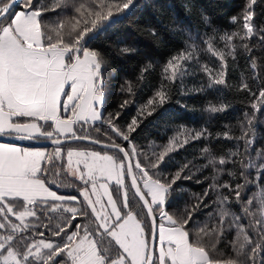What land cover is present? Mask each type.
<instances>
[{
  "label": "snow or ice",
  "instance_id": "6c2138e0",
  "mask_svg": "<svg viewBox=\"0 0 264 264\" xmlns=\"http://www.w3.org/2000/svg\"><path fill=\"white\" fill-rule=\"evenodd\" d=\"M136 3L0 0V141H9L0 142V264H264V138L257 127L264 123L258 119L264 114V22H257L256 13L264 0H243L229 18L230 31L216 28L192 0H182L206 31L193 36L171 25L183 47L163 63L147 59L134 82L121 84L124 98L116 109L105 114L108 59L88 45ZM148 7L163 15L175 5L148 0ZM149 32L163 42L154 29ZM118 52L130 56L137 49L125 45ZM201 53L218 64L202 62ZM238 57L246 60L249 76L241 72L232 85L228 76L239 66ZM157 70L151 95L121 125L124 111L137 104L136 95ZM199 73L206 82L185 83ZM224 89L243 93L241 103L249 108L238 121L239 135L227 124L215 134L181 125L164 145H138V130L149 117L175 123L165 108L173 96L215 90L218 103L208 101L204 111L217 116L232 107ZM176 103L187 109L183 99ZM221 138L233 141L234 150L213 152L211 141ZM17 140L50 141L54 147L10 142ZM200 140L208 141L200 149L204 163L185 161L166 173L173 153ZM206 169L212 174L204 181L211 183L196 202L170 213L183 192L177 182ZM67 176L71 183L64 182ZM253 185L259 196L248 195ZM63 187L77 194H60ZM209 201L215 206L208 213L212 223L199 225L198 214L210 208Z\"/></svg>",
  "mask_w": 264,
  "mask_h": 264
},
{
  "label": "trees",
  "instance_id": "16d2710c",
  "mask_svg": "<svg viewBox=\"0 0 264 264\" xmlns=\"http://www.w3.org/2000/svg\"><path fill=\"white\" fill-rule=\"evenodd\" d=\"M43 3H47L48 0H42ZM175 5L174 9L165 12L163 15L154 14L148 7V0H137L136 6L132 9L131 14L120 20V23L113 25V28L108 33L102 35L100 39L92 41L88 46L101 48L106 53L108 59V66L106 68V112H112L116 109L117 105L124 98V94L120 92L121 84L127 79L128 81H135L139 69L147 59H151L153 62L163 63L167 57L180 50L183 47V39L175 36L170 31L171 25H176L180 28L188 29L193 36H196L197 31L201 34L206 31L204 27L199 24L198 17L195 13L189 15L182 6V0H171ZM196 9H203L213 20L214 26L222 31L232 30L233 25L229 22V18L236 15L243 3V0H192ZM257 22H264V3H260L256 6ZM54 18V14H50ZM154 29L156 33L162 39V43H157L149 30ZM187 34V33H186ZM199 43V41H197ZM256 42V38H253L252 43ZM125 45L134 47L137 49L136 54L130 56H121L118 52L119 47ZM254 53L259 58L261 52L256 49ZM202 62L208 61L210 64H218L215 58L210 54L201 53ZM239 66L235 70H231L228 76V82L232 85H236L240 80V73L244 72L245 78L249 76V69L247 68L246 60L238 57ZM159 72H153L148 77L149 87L144 88L143 91H139L135 97L137 104L126 109L124 115L120 120L121 125L130 121L133 115H135L137 107L148 96L151 95L152 87L158 82ZM207 77L203 73H199L197 78L193 80H186V84L206 82ZM221 95L215 90H208L205 93L193 95L190 97L173 96L172 100L165 105V108L170 113L174 114L173 118L175 123H166L165 119L157 117H149L145 123L138 130L136 141L139 146L145 150L149 149L150 144L164 145L168 139L177 134L180 130V126L183 125L188 130H199L203 127H207L213 134L217 132L225 131L224 125L231 126V129L235 135H239L238 121L242 118L245 111H249L246 104L241 103L243 99V93H236L235 90H223V97L228 102H231L232 107L225 114L212 116L208 112L204 111L208 101L218 103L217 97ZM183 99L187 104V109L179 107L176 103L177 100ZM259 121H264V114H258ZM258 136L264 138V123L258 124ZM167 129V130H166ZM95 134V133H93ZM81 146L87 142H77ZM208 144V141H192L178 152L172 154V161L168 168L165 169L166 173H174L177 168L184 164L185 161H193L197 164L204 163L200 159V149ZM264 144V140H262ZM90 146V145H89ZM262 146L258 144L257 147ZM50 149L54 146H47ZM211 148L217 155L224 154L230 149L234 150V142L225 140L223 138L211 141ZM212 174L211 169H206L203 173H197V177L191 180L178 181V185L183 190L182 195L176 199L173 206L168 209L172 214H179L184 211L185 205H191L196 202L195 198L201 194L207 185L211 183L210 180L204 181L205 176ZM204 181L203 183H197L196 179ZM227 179V176L223 177ZM65 183H71L72 177L67 176L64 178ZM79 183V182H76ZM60 191L67 193H76L75 189L69 187H63ZM256 193L259 196L255 185L251 186L248 195ZM212 199H215L213 196ZM203 209L198 214V224L203 225L205 222L209 224L208 213L213 211L215 206Z\"/></svg>",
  "mask_w": 264,
  "mask_h": 264
},
{
  "label": "water",
  "instance_id": "95a60500",
  "mask_svg": "<svg viewBox=\"0 0 264 264\" xmlns=\"http://www.w3.org/2000/svg\"><path fill=\"white\" fill-rule=\"evenodd\" d=\"M6 142H9L7 140H3ZM13 143H20V144H26V145H35V146H53L50 141H40V142H36V141H10Z\"/></svg>",
  "mask_w": 264,
  "mask_h": 264
},
{
  "label": "rangeland",
  "instance_id": "374dc122",
  "mask_svg": "<svg viewBox=\"0 0 264 264\" xmlns=\"http://www.w3.org/2000/svg\"><path fill=\"white\" fill-rule=\"evenodd\" d=\"M0 142H6V141H0ZM13 143V142H12ZM15 144H17V145H19V146H24V147H44V148H47V149H49V150H51L49 147H47V146H35V145H26V144H20V143H15ZM54 190H56L55 188H54ZM76 191V190H75ZM58 192L60 193V194H77V192L76 193H67V192H63V191H60V190H58Z\"/></svg>",
  "mask_w": 264,
  "mask_h": 264
}]
</instances>
